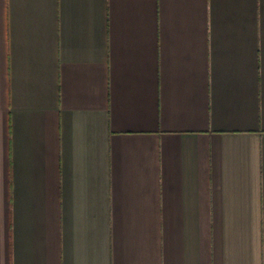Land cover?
<instances>
[{
	"label": "crops",
	"instance_id": "obj_1",
	"mask_svg": "<svg viewBox=\"0 0 264 264\" xmlns=\"http://www.w3.org/2000/svg\"><path fill=\"white\" fill-rule=\"evenodd\" d=\"M0 264H264V0H0Z\"/></svg>",
	"mask_w": 264,
	"mask_h": 264
}]
</instances>
